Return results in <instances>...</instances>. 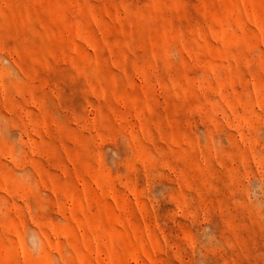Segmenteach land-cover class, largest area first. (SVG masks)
Here are the masks:
<instances>
[{
	"label": "rangeland",
	"instance_id": "1",
	"mask_svg": "<svg viewBox=\"0 0 264 264\" xmlns=\"http://www.w3.org/2000/svg\"><path fill=\"white\" fill-rule=\"evenodd\" d=\"M0 264H264V0H0Z\"/></svg>",
	"mask_w": 264,
	"mask_h": 264
}]
</instances>
